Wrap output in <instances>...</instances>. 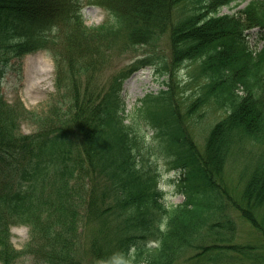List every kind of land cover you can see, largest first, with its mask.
<instances>
[{
    "label": "trees",
    "instance_id": "16d2710c",
    "mask_svg": "<svg viewBox=\"0 0 264 264\" xmlns=\"http://www.w3.org/2000/svg\"><path fill=\"white\" fill-rule=\"evenodd\" d=\"M240 1L94 0L108 17L90 26L68 0H0V81L12 56L35 47L47 49L56 70L44 114L0 95V264L27 256L38 264H264V50L254 54L244 40L246 29L264 26V2L219 14ZM142 46V58L105 77L115 55ZM187 59H199L205 83L185 115L211 103L223 113L198 149L167 82L137 108L155 127L157 145H146L125 122L122 80L144 64L171 75ZM25 121L36 130L22 133ZM244 143L259 150L238 171L234 198L224 168ZM158 151L183 170L180 203H166L157 186L150 157ZM229 208L258 235L254 245L233 240ZM10 224L29 227L20 250Z\"/></svg>",
    "mask_w": 264,
    "mask_h": 264
},
{
    "label": "rangeland",
    "instance_id": "374dc122",
    "mask_svg": "<svg viewBox=\"0 0 264 264\" xmlns=\"http://www.w3.org/2000/svg\"><path fill=\"white\" fill-rule=\"evenodd\" d=\"M71 5L68 7L71 9H81L83 20L89 25H98L102 23L106 18L107 14L105 10L100 6L91 4L92 0H68ZM41 4V3H39ZM38 3L36 5H39ZM45 4V1L43 2ZM34 6V4H33ZM186 9V8H185ZM236 9L230 7H223L222 13L234 12ZM173 19L182 16L184 11L182 10L181 4L177 5L173 10ZM188 11V10H187ZM264 30L252 28L245 35V40L248 44L249 50L257 52L263 47L264 43ZM162 48L165 51L166 38L161 40ZM146 48L137 47L126 55H115L110 61L109 65L105 70V77H109L113 74L122 73V71L128 68L139 55L143 53ZM9 65L4 71V75L1 80V93L8 102H14L19 100V103L23 105L24 109L30 111H37L39 114H44L48 107V102L54 93V62L51 56L47 53V50L43 47H35L32 52L24 53L23 56H12ZM197 64L193 61L185 62L177 70L176 76L177 81L185 86L190 87L184 96H193L196 89V94L199 91V85L203 83V78L199 75ZM165 78L156 77L151 66L144 64L141 69L134 71L129 74L122 81L120 99L125 104L126 118L136 124L141 132L145 133L144 143L157 145V136L155 127L145 122L137 111V108L143 105V98L148 93H158L161 89L165 88L163 84ZM191 79H195L191 84ZM182 95V94H181ZM176 107L180 109L182 115L183 129L189 131L191 139L195 141L198 149H202L204 143V137L209 131L212 124L219 119L223 110H217L216 107L211 105H201L200 109L196 110L189 116H186V100L183 99L178 93L175 96ZM134 114V116H132ZM143 114V113H142ZM141 114V115H142ZM125 119V122H127ZM21 130L26 133L34 130L31 122L25 121L20 125ZM238 146V145H237ZM245 151L242 153H235L229 157L228 165H225L224 172L227 180L228 189L230 194L236 198L238 196V190L241 188V183L238 182L240 175L238 171H241L242 166L246 162V159L252 156V152L255 154L259 148L256 146L251 147L248 143L243 144ZM170 159V158H169ZM167 156L164 153L158 151L150 157V162L157 166L158 172V185L162 190V195L166 203H179L182 202L184 196H181L177 192L176 179L181 177V168H174L170 164H167ZM230 215L233 216L234 224L237 229L232 234L233 240L242 244L254 245L260 238L255 233L253 228L242 220L232 209H230ZM260 214H263L259 211ZM258 214V211L255 215ZM259 217H261L259 215ZM263 221V222H262ZM262 225H264V218L262 217ZM9 236L10 241L16 249L23 248L24 244L29 240V227L23 224H10ZM248 259L246 263H249ZM264 263V262H263ZM18 264H38L35 262L33 257L27 256L22 257ZM262 264V263H261Z\"/></svg>",
    "mask_w": 264,
    "mask_h": 264
}]
</instances>
